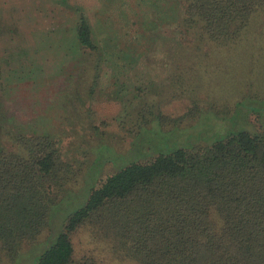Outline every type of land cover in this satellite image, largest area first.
<instances>
[{"label": "rangeland", "instance_id": "obj_1", "mask_svg": "<svg viewBox=\"0 0 264 264\" xmlns=\"http://www.w3.org/2000/svg\"><path fill=\"white\" fill-rule=\"evenodd\" d=\"M185 7V0H0V151H20V135L57 140L78 174L64 194L82 202L92 181L131 159L210 145L232 131L263 134L264 13L239 43L219 46L186 31ZM82 16L100 60L77 40ZM60 208L79 206L69 198ZM61 211L51 212L56 218L41 245L61 230ZM73 241L79 262L94 256L97 264H140L115 259L88 230ZM160 243L150 241L152 261L167 258ZM37 244L23 247L21 263L36 261L44 249ZM188 247L186 239L172 242L173 257Z\"/></svg>", "mask_w": 264, "mask_h": 264}, {"label": "trees", "instance_id": "obj_2", "mask_svg": "<svg viewBox=\"0 0 264 264\" xmlns=\"http://www.w3.org/2000/svg\"><path fill=\"white\" fill-rule=\"evenodd\" d=\"M185 1L180 24L219 46L239 43L264 13V0ZM76 37L100 60L83 16ZM166 119L160 115L158 121ZM15 141L20 151H0V264H23V247L40 242L56 218L51 212L61 211L69 198L79 208L61 211V230L51 234L44 247L37 244L44 249L32 264H97L94 256L75 259L73 237L81 229L108 245L121 261L264 264V242L259 241L264 238V133L232 131L210 145H180L145 161L131 159L92 181L82 202L64 194L63 188L78 174L63 158L57 140L20 135ZM152 239L161 241L162 252L166 243V260H151ZM184 239L189 246L182 248L185 254L173 257L171 243Z\"/></svg>", "mask_w": 264, "mask_h": 264}, {"label": "crops", "instance_id": "obj_3", "mask_svg": "<svg viewBox=\"0 0 264 264\" xmlns=\"http://www.w3.org/2000/svg\"><path fill=\"white\" fill-rule=\"evenodd\" d=\"M1 10H0V44H1ZM0 50H2L1 46H0Z\"/></svg>", "mask_w": 264, "mask_h": 264}]
</instances>
